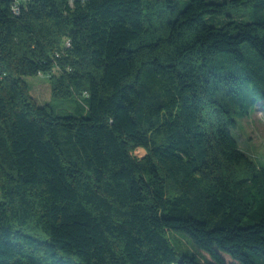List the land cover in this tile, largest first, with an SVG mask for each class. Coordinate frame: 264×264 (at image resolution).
I'll use <instances>...</instances> for the list:
<instances>
[{"label": "trees", "instance_id": "1", "mask_svg": "<svg viewBox=\"0 0 264 264\" xmlns=\"http://www.w3.org/2000/svg\"><path fill=\"white\" fill-rule=\"evenodd\" d=\"M261 106L264 0H0V264H264Z\"/></svg>", "mask_w": 264, "mask_h": 264}, {"label": "rangeland", "instance_id": "2", "mask_svg": "<svg viewBox=\"0 0 264 264\" xmlns=\"http://www.w3.org/2000/svg\"><path fill=\"white\" fill-rule=\"evenodd\" d=\"M26 81L30 86L31 94L39 104L53 101L57 114H66L70 111L76 112L78 101L81 100L77 96L53 100L51 80L48 77L28 76ZM83 99L85 98L83 97ZM237 121L238 126L233 129V135L239 142L240 147L255 161L264 164V107L261 106L259 110H251L249 115L237 116ZM146 153L147 151L144 148H138L134 151L136 157H143ZM172 237L180 251H183V247L192 248L190 240L185 236L175 235ZM222 255L227 262H233L229 255L225 253H222Z\"/></svg>", "mask_w": 264, "mask_h": 264}, {"label": "built area", "instance_id": "3", "mask_svg": "<svg viewBox=\"0 0 264 264\" xmlns=\"http://www.w3.org/2000/svg\"><path fill=\"white\" fill-rule=\"evenodd\" d=\"M14 10H15V12H19V6L17 4L14 5Z\"/></svg>", "mask_w": 264, "mask_h": 264}]
</instances>
